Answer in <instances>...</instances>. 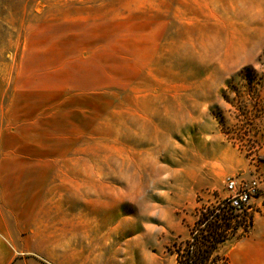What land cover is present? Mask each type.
Segmentation results:
<instances>
[{"label": "rangeland", "instance_id": "1", "mask_svg": "<svg viewBox=\"0 0 264 264\" xmlns=\"http://www.w3.org/2000/svg\"><path fill=\"white\" fill-rule=\"evenodd\" d=\"M247 66L264 74V0H0V154L54 173L42 264H178L228 177L264 184V113L225 99Z\"/></svg>", "mask_w": 264, "mask_h": 264}, {"label": "crops", "instance_id": "2", "mask_svg": "<svg viewBox=\"0 0 264 264\" xmlns=\"http://www.w3.org/2000/svg\"><path fill=\"white\" fill-rule=\"evenodd\" d=\"M17 144L5 145L0 140V147ZM51 169L50 160L0 154V264H42L37 253L36 224L37 213L44 211L45 205L39 204L37 197L50 185L54 176ZM262 188L264 191V184ZM218 252L229 259L218 264H264V214L254 217L246 237L225 242Z\"/></svg>", "mask_w": 264, "mask_h": 264}, {"label": "trees", "instance_id": "3", "mask_svg": "<svg viewBox=\"0 0 264 264\" xmlns=\"http://www.w3.org/2000/svg\"><path fill=\"white\" fill-rule=\"evenodd\" d=\"M240 76L245 83L243 89L234 91L236 101H232L228 95H225V99L238 110L240 117L250 119L257 112L264 113V74L253 66H247L241 70ZM225 120L221 115V122L224 123ZM225 133L235 142L244 144L243 132L233 133L225 130ZM253 143V149L264 145V135L260 139H254ZM200 211L202 216L196 221L191 238L179 244L175 243L171 248L172 253L176 254L178 264L227 263L228 257L218 254L219 248L233 238L240 240L246 237L254 225V215L246 210L237 211L226 200Z\"/></svg>", "mask_w": 264, "mask_h": 264}, {"label": "built area", "instance_id": "4", "mask_svg": "<svg viewBox=\"0 0 264 264\" xmlns=\"http://www.w3.org/2000/svg\"><path fill=\"white\" fill-rule=\"evenodd\" d=\"M263 180L260 177L246 178L243 174H234L226 181L228 195L225 200L229 202L237 211L244 210L253 212L256 204L255 213L264 214V192Z\"/></svg>", "mask_w": 264, "mask_h": 264}]
</instances>
